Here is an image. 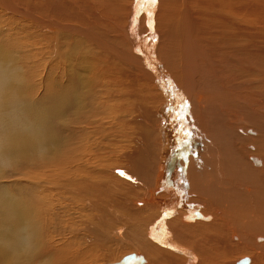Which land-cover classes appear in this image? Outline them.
I'll return each mask as SVG.
<instances>
[{
	"label": "bare ground",
	"instance_id": "bare-ground-1",
	"mask_svg": "<svg viewBox=\"0 0 264 264\" xmlns=\"http://www.w3.org/2000/svg\"><path fill=\"white\" fill-rule=\"evenodd\" d=\"M136 5L0 0V264H264V0Z\"/></svg>",
	"mask_w": 264,
	"mask_h": 264
},
{
	"label": "rangeland",
	"instance_id": "rangeland-1",
	"mask_svg": "<svg viewBox=\"0 0 264 264\" xmlns=\"http://www.w3.org/2000/svg\"><path fill=\"white\" fill-rule=\"evenodd\" d=\"M58 22H61L64 24V22H62L60 20H58ZM5 103H6V105L0 106V112H4V114H5V117H2L0 119V134H2L4 132V127H8V126L17 124V123L21 122L23 119V110H22L23 106L22 105H19L16 107L8 101H5ZM8 152L9 153L5 154L2 157V159L0 160V168L1 169H4V168H7L9 170L12 169V166L10 165L11 154H10V151H8ZM256 166H259V165L256 164ZM7 191H8V194L10 196H13L15 188L13 186H11V190H7ZM13 201H14V196H13ZM13 201L9 202L8 204L11 206ZM219 208L221 209V211H216V214L222 213V209H223L222 206H220ZM233 239L237 240V237L234 236ZM142 254L144 255V253H142Z\"/></svg>",
	"mask_w": 264,
	"mask_h": 264
},
{
	"label": "snow or ice",
	"instance_id": "snow-or-ice-1",
	"mask_svg": "<svg viewBox=\"0 0 264 264\" xmlns=\"http://www.w3.org/2000/svg\"><path fill=\"white\" fill-rule=\"evenodd\" d=\"M158 3V0H137V12H140L142 10L141 5L144 6H153ZM149 18L151 20L152 12H148ZM177 131H178V137H177V144L176 147L173 149L174 152L179 153L180 157L182 159H186L187 157L184 155L183 149L189 144V140L187 137L191 135L188 129V125L184 123L182 115L177 116ZM119 174L121 176H126L127 179L132 180L133 178L131 176H127L125 172L120 171ZM171 245H169L170 247Z\"/></svg>",
	"mask_w": 264,
	"mask_h": 264
},
{
	"label": "water",
	"instance_id": "water-1",
	"mask_svg": "<svg viewBox=\"0 0 264 264\" xmlns=\"http://www.w3.org/2000/svg\"><path fill=\"white\" fill-rule=\"evenodd\" d=\"M126 260V259H125ZM129 260H130V258L125 262L126 264H128L129 263Z\"/></svg>",
	"mask_w": 264,
	"mask_h": 264
}]
</instances>
